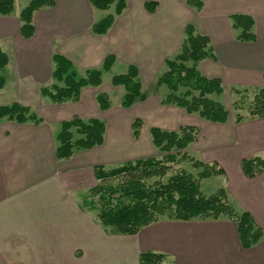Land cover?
Instances as JSON below:
<instances>
[{
  "label": "crops",
  "instance_id": "obj_1",
  "mask_svg": "<svg viewBox=\"0 0 264 264\" xmlns=\"http://www.w3.org/2000/svg\"><path fill=\"white\" fill-rule=\"evenodd\" d=\"M17 1L12 14H0V46L10 58L0 69L6 73H0L5 79L0 95H11L6 104L31 106L42 121L0 120V264H140L141 253L147 251L165 253L166 264H264V171L248 177L241 166L244 158L264 159V117L213 122L164 104L161 93L123 107L135 111L144 124L149 121L151 128L200 129L191 147L206 161L223 166L228 199L236 211L251 213L263 230L256 244L244 248L238 224L230 218L163 219L135 234L106 232L97 214L83 206L82 195L97 182L96 166L111 167L129 155L112 140L107 126L103 144L58 159L56 134L63 120L111 112L113 103L104 110L97 100L99 93L110 95V90L103 81L84 87L78 101L62 103L41 93L42 86L54 81L56 52L69 58L77 73L101 68L113 54L114 66L125 65V72L129 65L137 66L143 88L146 82L155 84L166 59L179 53L188 25L211 41L214 56L198 64L203 75L221 78L224 92L264 87V0H202L201 9L188 0H154V11L145 6L150 0H127L106 34L92 30L105 10L89 0H54L34 12L35 30L29 38L21 34L20 13L30 0L20 8ZM233 14L253 16L255 40L237 38ZM132 123L127 132L135 138Z\"/></svg>",
  "mask_w": 264,
  "mask_h": 264
},
{
  "label": "trees",
  "instance_id": "obj_2",
  "mask_svg": "<svg viewBox=\"0 0 264 264\" xmlns=\"http://www.w3.org/2000/svg\"><path fill=\"white\" fill-rule=\"evenodd\" d=\"M92 6L100 10H109L114 5V11L104 15L92 25L93 32L106 34L114 24L116 16L122 14L127 7V0H89ZM197 9L203 6L202 0H188ZM54 0H30L20 13L21 34L31 37L34 34L33 16L38 9L52 6ZM157 1H147L145 6L154 11ZM15 0H0V14L10 15L14 11ZM233 27L237 38L242 41L256 39L254 31L255 20L249 14H233ZM211 41L208 35L196 32L193 25L186 27V37L179 53L166 59L163 70L157 77L156 85L165 91L161 94L162 102L168 105L183 107L189 113L213 121L225 123L230 118L226 105L214 95L224 93L222 79L207 77L202 74L198 64L201 60L213 57ZM53 79L51 85L41 87V93L53 103L78 101L82 89L86 86H99L103 82V72L110 71L116 62L113 54L106 56L101 68H91L79 76L73 62L61 53H54ZM8 53L0 46V69L9 63ZM4 76L0 75V90L4 86ZM115 85L125 88L123 106L131 107L139 100L147 97L142 82L139 79L137 66L129 65L126 72L113 76ZM235 92H246L247 87H233ZM99 106L106 110L112 106L106 92L97 96ZM244 109L243 106L237 107ZM248 114L238 112L235 122L246 118L264 117V87L254 88V96L246 108ZM7 118L17 122L32 121L40 123L42 118L31 106L20 102L0 105V120ZM143 120L136 118L132 123L133 136L139 138ZM107 124L99 118H82L74 116L63 120L56 134L58 141L56 156L58 159H68L76 151L90 149L103 144ZM153 144L165 153V159L154 156L126 160L117 165L95 167L98 183L89 189L82 198L83 206L95 211L97 218L106 230L114 234H135L140 229L153 222L168 220L193 219H234L238 224L241 245L249 248L263 236V230L248 211L238 212L228 199L225 189L205 196L200 190L199 178L185 171H179L165 183L156 179L153 183L147 180L153 177L161 178L168 172L166 162L177 163L180 158L186 159L185 149L196 140L200 129L192 125L181 126L177 130H167L152 127ZM195 166L202 168L199 177H209L224 174L220 164L205 163L203 160H193ZM243 172L248 177H255L264 171V159L260 156L244 158L241 162ZM165 253L153 251L140 255V264H164Z\"/></svg>",
  "mask_w": 264,
  "mask_h": 264
},
{
  "label": "rangeland",
  "instance_id": "obj_3",
  "mask_svg": "<svg viewBox=\"0 0 264 264\" xmlns=\"http://www.w3.org/2000/svg\"><path fill=\"white\" fill-rule=\"evenodd\" d=\"M29 0H18L17 1V6L20 8L23 4H27ZM114 11V5L111 6L109 10H105L102 13L103 14H108ZM11 58L13 61H15V57L11 55ZM125 65L122 64H117L115 65L110 71H104L103 72V81H104V88L106 90H110V99L111 103H113V109L110 110L111 112H105L102 111V115L97 117L99 119H102L106 122L109 130L111 131V137H113V141H117L118 144H122V150L124 148L125 154H128L129 157L128 160H133L136 158H145V157H150L154 156L159 159H165V153L159 150L152 142V137L150 133V129L152 125H149V121L144 124V119L143 120V126L141 128V133L139 136V139H135L132 137V135H128V130L131 129L130 125L133 121V119H136L135 117L138 115L135 113V111H132L129 108H123V100H124V95H125V88L122 85H115L112 82V78L115 75L122 74L125 72ZM128 68V67H127ZM163 70V69H162ZM4 75L6 74L4 70L1 71ZM0 72V73H1ZM161 72V71H160ZM79 76H83L84 72H79ZM56 80H54L50 84L46 85H51ZM144 90L147 93V95L153 96L154 93H163L165 91L164 88L158 87L155 84H151L149 82H146L144 85ZM260 88V87H259ZM248 91L244 92H235L232 88H227L226 91L221 94V95H214L215 98L219 99L221 102H223L227 109L230 112V116L232 117L233 120H235L236 114L238 112L248 114L246 111V108L249 105V102L253 99L254 96V88L252 87H247ZM10 94L8 92H3L0 95V105L1 104H6V102L9 101L8 98H10ZM15 98V97H12ZM11 100V99H10ZM21 103V102H20ZM23 104V103H22ZM26 105V104H25ZM243 106L244 109L238 110L237 107ZM101 112V110H100ZM132 117V118H131ZM159 120V119H157ZM156 120V121H157ZM132 134V133H131ZM198 137V136H197ZM198 139V138H196ZM191 144V143H190ZM186 153L188 154V157L186 159H181L177 163H172V162H166L165 165L168 166L169 170L166 172L164 176L161 178L158 177H153L151 179H148V183H153L156 179L161 180V182L165 183L169 180L171 176L176 174L179 171H185L187 173L193 174L197 179L199 178V183H200V190L205 196H210L215 193H217L220 189H225V182H226V174L224 170V174H217V175H212L209 177H204L200 178L199 174L202 171V168L199 166H195L193 160H203L205 163L211 164L213 162L217 161H206L205 159L202 158V153L200 151H197L196 149L192 148L191 145H189L185 149ZM120 154V152H119ZM124 158V157H123ZM119 161H126V160H120ZM218 163V162H217ZM220 167L223 168L222 165ZM224 169V168H223ZM98 183V179L96 184ZM94 186V185H92ZM90 186V188L92 187ZM89 188V189H90ZM89 189L86 190V192L82 195L85 197L89 193ZM82 197V198H83ZM86 207V206H85ZM88 207V206H87ZM86 207V208H87ZM95 212V211H94ZM96 213V212H95ZM166 264V263H164Z\"/></svg>",
  "mask_w": 264,
  "mask_h": 264
}]
</instances>
